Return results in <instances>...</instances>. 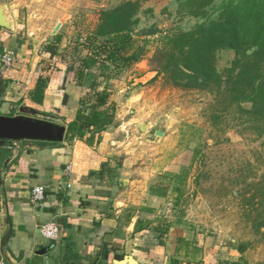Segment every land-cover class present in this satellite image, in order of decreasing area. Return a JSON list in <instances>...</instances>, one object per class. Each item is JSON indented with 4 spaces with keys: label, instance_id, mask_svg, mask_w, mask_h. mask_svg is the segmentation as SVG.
Masks as SVG:
<instances>
[{
    "label": "crops",
    "instance_id": "obj_1",
    "mask_svg": "<svg viewBox=\"0 0 264 264\" xmlns=\"http://www.w3.org/2000/svg\"><path fill=\"white\" fill-rule=\"evenodd\" d=\"M28 5L0 0L8 23L0 27V51L15 53L11 67L0 64V115L66 127L86 89L76 84L68 64L45 51L54 35L38 36ZM39 80L44 86L37 100L31 93ZM123 111H117L118 124L95 133L91 143L87 133L82 140L0 144V259L8 264H114L125 257L137 264L242 263L236 249L177 216L164 192L153 194L160 173L148 157L151 141L148 133H134L141 132L135 112ZM35 187L43 188L42 201L31 200ZM51 222L60 230L53 241L40 233Z\"/></svg>",
    "mask_w": 264,
    "mask_h": 264
},
{
    "label": "rangeland",
    "instance_id": "obj_2",
    "mask_svg": "<svg viewBox=\"0 0 264 264\" xmlns=\"http://www.w3.org/2000/svg\"><path fill=\"white\" fill-rule=\"evenodd\" d=\"M23 1L29 8L33 6L29 16L38 36L50 40L51 35L60 34V45L73 47L93 32L100 9H111L127 0ZM179 3L142 2L134 34L140 38L155 31L150 37V53L136 63L142 62L139 68L136 64L131 68L126 79L112 82L110 101L116 106V116L122 110L130 116L127 111L132 109L137 121L145 125L143 131L136 129L134 133H148V157L157 161L160 173L156 185L168 196L169 204H174L176 215L200 233L236 249L243 264H264V151L260 146L264 137L242 133L225 123L214 125L212 94L175 87L151 71L148 60L157 39L189 31L203 21L185 14ZM221 3L214 1L207 9V18H217ZM234 56L230 50L218 51L217 70L222 73ZM137 72L142 74L136 76ZM127 103L135 107L126 108ZM116 118L114 125L118 124Z\"/></svg>",
    "mask_w": 264,
    "mask_h": 264
},
{
    "label": "trees",
    "instance_id": "obj_3",
    "mask_svg": "<svg viewBox=\"0 0 264 264\" xmlns=\"http://www.w3.org/2000/svg\"><path fill=\"white\" fill-rule=\"evenodd\" d=\"M144 1L148 0H127L100 9L93 32L73 47L61 48L60 34L44 47L68 64L76 84L86 89L74 119L67 123L66 140H82L89 133L86 141L91 143L95 133L115 124L110 86L149 55L150 37L155 34L148 31L140 38L134 34ZM214 1L180 0L185 14L203 21L189 31L157 39L148 60L151 71L175 87L212 94L214 125L229 124L260 139L264 137V0H222L217 18L209 19L207 9ZM223 50L233 51L235 56L221 73L216 68V54ZM43 86L39 80L31 93L37 100ZM260 146L264 151V140ZM104 171L103 166L100 174ZM156 188L159 190L153 188V194L161 190Z\"/></svg>",
    "mask_w": 264,
    "mask_h": 264
},
{
    "label": "water",
    "instance_id": "obj_4",
    "mask_svg": "<svg viewBox=\"0 0 264 264\" xmlns=\"http://www.w3.org/2000/svg\"><path fill=\"white\" fill-rule=\"evenodd\" d=\"M0 27H8L6 17L0 7ZM139 129L143 131L144 125ZM160 134V133H157ZM66 135V127L45 120L27 116L0 115V144L22 140L61 142ZM114 264H137L131 257L115 260Z\"/></svg>",
    "mask_w": 264,
    "mask_h": 264
},
{
    "label": "built area",
    "instance_id": "obj_5",
    "mask_svg": "<svg viewBox=\"0 0 264 264\" xmlns=\"http://www.w3.org/2000/svg\"><path fill=\"white\" fill-rule=\"evenodd\" d=\"M15 61V53L8 48L2 49L0 51V64L3 67H11ZM44 199V192L42 187H35L31 191L32 201H42ZM40 233L43 238L48 240H56L59 237L60 230L56 223H48L41 227ZM0 264H8L3 259H0Z\"/></svg>",
    "mask_w": 264,
    "mask_h": 264
}]
</instances>
